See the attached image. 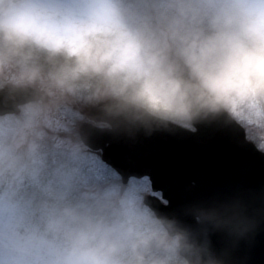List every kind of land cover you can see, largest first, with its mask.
<instances>
[{
  "label": "clouds",
  "instance_id": "9594fccd",
  "mask_svg": "<svg viewBox=\"0 0 264 264\" xmlns=\"http://www.w3.org/2000/svg\"><path fill=\"white\" fill-rule=\"evenodd\" d=\"M0 264H225L239 204L160 213L93 160L116 136L235 125L264 153V0H0Z\"/></svg>",
  "mask_w": 264,
  "mask_h": 264
},
{
  "label": "water",
  "instance_id": "95a60500",
  "mask_svg": "<svg viewBox=\"0 0 264 264\" xmlns=\"http://www.w3.org/2000/svg\"><path fill=\"white\" fill-rule=\"evenodd\" d=\"M12 110L0 97V115ZM195 133L157 131L150 136H116L84 123L79 134L87 148L127 184L147 178L151 206L195 227L190 206L239 204L251 227L243 236L211 231L213 251L225 264H264V153L244 133L223 121L198 125Z\"/></svg>",
  "mask_w": 264,
  "mask_h": 264
},
{
  "label": "rangeland",
  "instance_id": "374dc122",
  "mask_svg": "<svg viewBox=\"0 0 264 264\" xmlns=\"http://www.w3.org/2000/svg\"><path fill=\"white\" fill-rule=\"evenodd\" d=\"M87 113H88L87 110H85L84 112L81 113V117L83 118L84 115H86ZM82 118H81V119H78V120L75 121V124H76V130H77V131L80 129L79 127H80V125H81V121L83 120ZM90 154H91V153H90ZM91 156H92L93 160H94L98 165L101 164V161H100V159H99V157H98L97 155L91 154ZM101 169H102V168H101ZM102 170H104V169H102ZM105 172H108V171H105ZM130 181H132V182H134V183L140 185L142 188H147L149 195H153V193H152V191H151V189H150V183H149V181H148L147 179H139V180H135V179H133V180H130ZM128 183H129V182H128ZM128 183H127V184H128ZM156 197H158V195H157Z\"/></svg>",
  "mask_w": 264,
  "mask_h": 264
},
{
  "label": "flooded vegetation",
  "instance_id": "af4514ba",
  "mask_svg": "<svg viewBox=\"0 0 264 264\" xmlns=\"http://www.w3.org/2000/svg\"><path fill=\"white\" fill-rule=\"evenodd\" d=\"M87 115H88V113H87L86 115H84V117L82 118L83 120L81 121V124H82V123H88V122H87ZM89 152H90L91 154L97 155V152H93V151H90V150H89ZM97 156H98V155H97Z\"/></svg>",
  "mask_w": 264,
  "mask_h": 264
},
{
  "label": "trees",
  "instance_id": "16d2710c",
  "mask_svg": "<svg viewBox=\"0 0 264 264\" xmlns=\"http://www.w3.org/2000/svg\"><path fill=\"white\" fill-rule=\"evenodd\" d=\"M98 166H99L100 168L104 167L103 164H99ZM105 170L108 171L107 169H105ZM105 170H103V171H105Z\"/></svg>",
  "mask_w": 264,
  "mask_h": 264
}]
</instances>
